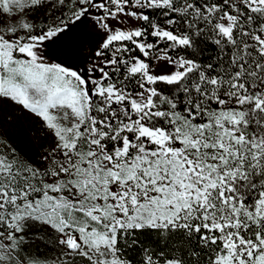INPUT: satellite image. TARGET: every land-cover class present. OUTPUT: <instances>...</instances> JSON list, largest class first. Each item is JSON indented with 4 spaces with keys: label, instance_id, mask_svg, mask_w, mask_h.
<instances>
[{
    "label": "snow or ice",
    "instance_id": "1",
    "mask_svg": "<svg viewBox=\"0 0 264 264\" xmlns=\"http://www.w3.org/2000/svg\"><path fill=\"white\" fill-rule=\"evenodd\" d=\"M48 6L61 19L40 34L0 29V102L53 143L43 170L0 143V264H36L22 251L37 224L57 234L52 264H132L145 231L187 248L142 264H264V0ZM83 18L102 31L93 66L46 62L44 42Z\"/></svg>",
    "mask_w": 264,
    "mask_h": 264
},
{
    "label": "rangeland",
    "instance_id": "2",
    "mask_svg": "<svg viewBox=\"0 0 264 264\" xmlns=\"http://www.w3.org/2000/svg\"><path fill=\"white\" fill-rule=\"evenodd\" d=\"M49 3L50 0H43L37 8L24 12L14 10L13 15L0 10V29L28 22L34 25L35 34H40L41 29L46 30L54 23L58 24L61 19L60 12L51 9ZM64 14L68 15L67 7ZM24 34L23 30L18 32V35ZM101 35L102 31L91 19L83 18L76 22L71 31L61 33L52 41L44 42L40 53L46 62L61 63L84 72L95 63L94 52ZM0 135L7 138L8 144L28 161L42 170L46 166L43 156L53 147L51 135L38 119L6 100L0 102Z\"/></svg>",
    "mask_w": 264,
    "mask_h": 264
},
{
    "label": "trees",
    "instance_id": "3",
    "mask_svg": "<svg viewBox=\"0 0 264 264\" xmlns=\"http://www.w3.org/2000/svg\"><path fill=\"white\" fill-rule=\"evenodd\" d=\"M154 20H159L162 23V17L158 14L153 16ZM212 50L205 52V57L210 56ZM162 88L166 87L161 85ZM7 141V138L0 135V143ZM57 234L50 232L40 225H35L26 237V248L23 249L22 255L26 261H35L36 264H52L54 260L60 256V250L57 248L55 238ZM181 247L187 248L186 243L176 240L161 238L155 232L145 231L138 234V243L131 245L125 249L127 259L132 261V264H142L144 252L142 249H148L149 252L158 253L161 250L169 255L179 256L178 251Z\"/></svg>",
    "mask_w": 264,
    "mask_h": 264
}]
</instances>
